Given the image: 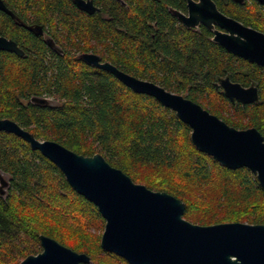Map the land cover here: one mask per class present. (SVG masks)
Returning <instances> with one entry per match:
<instances>
[{
	"label": "trees",
	"instance_id": "16d2710c",
	"mask_svg": "<svg viewBox=\"0 0 264 264\" xmlns=\"http://www.w3.org/2000/svg\"><path fill=\"white\" fill-rule=\"evenodd\" d=\"M4 1L16 17L0 10V34L25 54L0 51V117L79 154L101 153L135 182L183 200L184 217L193 223H264V189L250 169H230L197 149L191 127L175 111L80 55L97 53L263 135L264 66L228 52L205 26L185 27L170 12L186 10L185 0H94L100 11L93 14L72 0ZM217 2L248 24L261 17L255 8ZM34 25H43L61 50L29 28ZM226 76L256 84L259 101L228 99L217 86ZM34 96L52 103L32 102ZM0 170L11 176L8 193L0 195V264L42 251L41 234L89 254L91 264H129L102 248L105 219L98 207L40 151L6 131H0Z\"/></svg>",
	"mask_w": 264,
	"mask_h": 264
},
{
	"label": "water",
	"instance_id": "95a60500",
	"mask_svg": "<svg viewBox=\"0 0 264 264\" xmlns=\"http://www.w3.org/2000/svg\"><path fill=\"white\" fill-rule=\"evenodd\" d=\"M72 1L90 14L100 11L94 0ZM186 1L188 13L173 7L170 12L187 28L203 24L213 29V41L228 52L264 66L263 32L227 16L214 0ZM0 10L16 17L4 0H0ZM215 25L225 31L216 29ZM29 28L39 34L43 30L40 25ZM46 41L55 48L51 38ZM0 51L25 54L14 39L1 34ZM80 57L115 75L135 92L150 95L175 111L178 118L191 127V140L197 149L230 169L247 167L264 189V135L259 129L236 128L191 98L123 71L110 61H102L97 53L84 52ZM217 86L232 102L246 105L260 99L256 84L244 86L230 76L219 78ZM31 100L51 104L45 97L34 96ZM0 131L17 135L33 150L40 151L63 172L76 192L98 207L105 219L102 248L129 264H264V223H193L184 217L186 203L183 200L135 182L101 153L83 155L55 140H41L11 118L0 117ZM0 180V195H5L4 187L9 182L1 171ZM40 241L42 251L28 255L18 264L92 263L89 254L73 250L53 237L41 234Z\"/></svg>",
	"mask_w": 264,
	"mask_h": 264
},
{
	"label": "flooded vegetation",
	"instance_id": "af4514ba",
	"mask_svg": "<svg viewBox=\"0 0 264 264\" xmlns=\"http://www.w3.org/2000/svg\"><path fill=\"white\" fill-rule=\"evenodd\" d=\"M196 1H198V0H196ZM216 3H217V5H218V2H217V0H214ZM219 1H221L222 3H224V4H230V3H236V4H239V5H242V6H245V7H247V8H255V12L257 13V14H259V15H261V17H259V19L258 20H256V22H252V24H248V23H246L244 20H241L240 18H238V17H235V16H233V15H230V14H228V13H226V12H224L220 7H219V5H218V8L223 12V13H225L227 16H229V17H233V18H235L236 20H238L239 22H241L242 24H244L245 26H249V27H251V28H254V29H256V30H258V31H261V32H263L264 33V3L263 2H261L260 0H242V1H236V0H219ZM185 3H186V10H181V11H183L184 13H188V5H187V1L185 0ZM100 8V7H99ZM98 12V11H97ZM15 18V17H14ZM180 21V20H179ZM181 22V21H180ZM182 23V22H181ZM183 24V23H182ZM184 25V24H183ZM37 25H34L33 26V28H35ZM39 26V25H38ZM40 26H42V28H43V30H42V32H40V34H42L43 36H44V38H45V40L49 37L48 35H47V33L45 32V29H44V27H43V25H40ZM185 26V25H184ZM202 26H205V25H203V24H201L199 27H195V29H197V30H199ZM216 26V29H219V30H223V31H225V29H222L219 25H215ZM186 27V26H185ZM206 27V26H205ZM207 29H209L212 33H213V36H214V32H213V29H210V28H208V27H206ZM32 30H34L35 31V29H32ZM36 32V31H35ZM12 39V38H11ZM54 42V41H53ZM55 43V42H54ZM54 45H56V46H54L55 47V49H57V50H61V48L55 43ZM94 53V52H93ZM102 61H104L103 59H102ZM51 101V100H50ZM50 103H52V101L50 102Z\"/></svg>",
	"mask_w": 264,
	"mask_h": 264
},
{
	"label": "rangeland",
	"instance_id": "374dc122",
	"mask_svg": "<svg viewBox=\"0 0 264 264\" xmlns=\"http://www.w3.org/2000/svg\"><path fill=\"white\" fill-rule=\"evenodd\" d=\"M149 80V79H147ZM152 81V80H151ZM157 83V82H156ZM171 91V90H170ZM174 92V91H173ZM1 171V174L2 176L9 182V185L7 187H4L5 190H6V193L5 195L8 193L9 191V188H10V185H11V176L7 173V172H4L3 170H0ZM0 185H1V180H0ZM105 228V227H104ZM104 229L102 230V233H103ZM102 235V234H101Z\"/></svg>",
	"mask_w": 264,
	"mask_h": 264
}]
</instances>
